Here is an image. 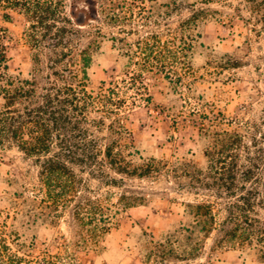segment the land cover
<instances>
[{
	"label": "rangeland",
	"instance_id": "rangeland-1",
	"mask_svg": "<svg viewBox=\"0 0 264 264\" xmlns=\"http://www.w3.org/2000/svg\"><path fill=\"white\" fill-rule=\"evenodd\" d=\"M95 1L55 0L52 30L37 38L56 47L44 48L40 69L31 21L14 13L11 68L43 85L49 74L82 76L88 58L87 90L122 101L134 163L154 158L160 169L111 172L116 183L83 174L88 209L110 217L92 234L94 223L72 218L74 204L53 219L32 200L44 192L33 159L0 150V264H264V0ZM110 121L95 133L111 137ZM123 194L144 201L124 208ZM202 202L211 216L192 206ZM230 217L247 219L252 237L226 234Z\"/></svg>",
	"mask_w": 264,
	"mask_h": 264
},
{
	"label": "trees",
	"instance_id": "trees-1",
	"mask_svg": "<svg viewBox=\"0 0 264 264\" xmlns=\"http://www.w3.org/2000/svg\"><path fill=\"white\" fill-rule=\"evenodd\" d=\"M57 10L55 0H0V150L16 148L33 159L38 170V183L44 192L41 198L35 196L32 200L50 208L53 219L59 218L67 206L74 204L70 213L72 218L82 223H94L91 233L95 234L97 225L101 222L108 225L110 217H102V209H88L95 200L81 194V189L86 188L83 174L116 183L118 180L111 172L149 176L158 172L160 164L154 158L142 165L134 163L133 157L139 150L123 123L122 101L116 99L111 90H87L88 58L81 63L82 76L73 72L61 76L49 74L43 85H39L33 73L25 77L12 70L13 47L7 24L12 21L13 14L22 13L31 21L34 62L40 69L39 56L44 48L54 50L56 46L39 42V28L43 32L52 30L50 21L55 19ZM121 19L120 15L113 17L115 21ZM262 22L264 24V16ZM116 38L124 41L122 37ZM129 51L134 53L131 48ZM47 67L53 68V65ZM91 112H100L101 119L90 118ZM105 118L111 120L107 125L111 137L95 133L106 125ZM222 135L230 137L232 133L223 131ZM228 143L224 141L221 154L230 149ZM205 155L211 156V149ZM119 200L124 208H129L142 204L144 197L123 194ZM192 206L199 216L212 214L210 204L202 202ZM236 220L230 217L226 221L234 224L226 225V234L230 236L240 230L241 240L251 238L252 224L247 219L243 221L246 225ZM211 224H214L213 217ZM212 225L205 227V237L211 232Z\"/></svg>",
	"mask_w": 264,
	"mask_h": 264
},
{
	"label": "flooded vegetation",
	"instance_id": "flooded-vegetation-1",
	"mask_svg": "<svg viewBox=\"0 0 264 264\" xmlns=\"http://www.w3.org/2000/svg\"><path fill=\"white\" fill-rule=\"evenodd\" d=\"M88 3L92 7H95V5H96V1L95 0H88ZM96 14H97L96 9L95 10L93 9L92 13L90 14V18L89 19H94L96 17ZM83 22H84L83 21V15H81V17L79 19H77V23L83 24Z\"/></svg>",
	"mask_w": 264,
	"mask_h": 264
}]
</instances>
